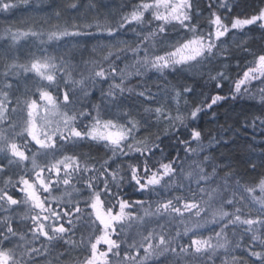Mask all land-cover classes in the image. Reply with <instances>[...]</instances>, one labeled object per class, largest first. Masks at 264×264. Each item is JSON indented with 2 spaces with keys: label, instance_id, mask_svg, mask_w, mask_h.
I'll return each instance as SVG.
<instances>
[{
  "label": "snow or ice",
  "instance_id": "1",
  "mask_svg": "<svg viewBox=\"0 0 264 264\" xmlns=\"http://www.w3.org/2000/svg\"><path fill=\"white\" fill-rule=\"evenodd\" d=\"M0 16V264H264V148L243 172L213 154L264 144V0ZM238 103L240 129L205 127Z\"/></svg>",
  "mask_w": 264,
  "mask_h": 264
},
{
  "label": "trees",
  "instance_id": "2",
  "mask_svg": "<svg viewBox=\"0 0 264 264\" xmlns=\"http://www.w3.org/2000/svg\"><path fill=\"white\" fill-rule=\"evenodd\" d=\"M107 2V0H105ZM121 0H116V4H119ZM20 14L18 13L17 16ZM16 17H6L0 16V32L3 31V28L10 23H15ZM259 36V33H256ZM130 38V34H129ZM27 47V46H25ZM156 78L153 77V80ZM135 83V81H133ZM250 108L251 103L242 104L238 103L235 105L232 104H224L221 108L216 109L218 114L217 120H212L210 123L205 124V127L215 130L217 125H224L226 128L228 126L234 125V120L236 113H238L242 108ZM231 117V118H229ZM203 123V122H202ZM235 128L240 129L239 124L234 125ZM155 131V129H153ZM253 132L249 129L245 132L243 129H240L239 135H233V133L229 132L224 139L231 138L232 142L228 144H220L218 147L214 146L213 154L218 157L217 163L221 165L230 164L233 168H238L241 172L245 171L248 168L246 161L250 157V148L256 149L257 154L259 153L261 148H264V144H261V136L259 135V129L255 131V141L252 139ZM165 144L168 145L169 142L166 140ZM174 144V141H173ZM171 147V145H169ZM252 159L259 160L258 155L256 157H252ZM227 171V169H225ZM250 175H252L250 173Z\"/></svg>",
  "mask_w": 264,
  "mask_h": 264
},
{
  "label": "rangeland",
  "instance_id": "3",
  "mask_svg": "<svg viewBox=\"0 0 264 264\" xmlns=\"http://www.w3.org/2000/svg\"><path fill=\"white\" fill-rule=\"evenodd\" d=\"M101 42H103V41H101Z\"/></svg>",
  "mask_w": 264,
  "mask_h": 264
}]
</instances>
